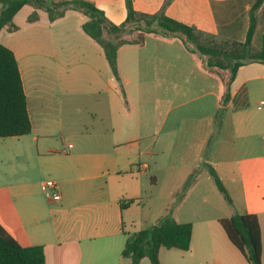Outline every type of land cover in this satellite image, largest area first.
<instances>
[{"label":"crops","instance_id":"obj_1","mask_svg":"<svg viewBox=\"0 0 264 264\" xmlns=\"http://www.w3.org/2000/svg\"><path fill=\"white\" fill-rule=\"evenodd\" d=\"M89 1L110 21L120 18L116 24L128 16L126 0ZM256 1L132 0V4L140 13L163 11L208 34L243 42ZM29 5L30 14L37 11L38 18L27 20V30L17 34L23 29L15 23L17 28L6 25L0 30V42L18 60L33 125L29 134L7 137L17 138L16 146L0 138V223L4 228L23 246L43 245L47 264H130L123 256L129 235L162 216L151 212L159 183L151 172L160 171L158 165L166 170L176 141L195 138L196 157L208 168L206 175L213 177V167L223 178L216 157L223 133L232 138L239 154L236 176L243 201L236 210L258 215L264 264V111L252 109L260 97L257 108L264 110V106L259 108L264 100V64L253 62L239 68L221 118L226 90L221 74L185 43L178 47L177 37L151 33L143 44L121 45L117 77L102 45L83 28L86 14L70 10L80 19L78 41L85 40L73 46L54 37L55 26L70 11L52 21L44 10L27 4L13 21ZM256 15L253 45L260 48L264 0ZM41 30L49 34L47 41L41 40ZM174 70L184 72L185 81H195L194 85L174 86ZM194 87H200L198 96L180 105L200 98L199 117L189 122L187 111L180 112L169 123L173 111L169 107L164 121L158 122V96H170L171 88L176 95H188ZM212 139H217L216 150L209 148ZM45 179L57 181L59 200L44 194L41 183ZM176 190L169 191L170 197ZM164 208L165 213L170 209ZM173 215L179 222L193 223L192 242L188 250L162 248V264H252L220 224L224 217L187 220L180 207ZM140 264L152 263L144 258Z\"/></svg>","mask_w":264,"mask_h":264},{"label":"trees","instance_id":"obj_2","mask_svg":"<svg viewBox=\"0 0 264 264\" xmlns=\"http://www.w3.org/2000/svg\"><path fill=\"white\" fill-rule=\"evenodd\" d=\"M128 16L121 24L108 19L105 12L89 0H64L48 3L47 0H0V30L6 25H12L16 14L27 4L35 8H44L53 21L65 15L68 8L81 10L89 19L83 24L85 32L97 41L105 50L107 59L114 74L119 77L118 49L127 43L143 44L147 34H160L166 37H177L183 40L190 51L205 57L206 64L216 70H230V80L224 83L226 90L222 96L223 117L225 106L231 98V84L239 68L243 65L261 62L264 64V36L260 48L253 45V36L257 26V10L263 0H257L250 10V27L245 41L222 39L218 43L212 38L217 37L168 17L163 11L157 14H146L136 11L132 0H126ZM38 18L37 11L30 16L31 20ZM144 20L145 25H139V33L133 41H114L104 39L103 33L120 36L129 30L131 25ZM131 26V27H130ZM211 37L202 40V35ZM193 44V47L189 44ZM32 120L28 109L27 95L24 89L22 75L14 51L0 42V138L23 136L32 131ZM218 187L226 198L233 202L229 192L223 185L218 172L210 167ZM220 224L226 231L231 242L244 254L252 264H263L262 228L256 213L248 211L237 212L220 219ZM193 223L179 222L168 211L156 223L129 235L123 250V256L130 264H140L148 258L152 264H162L160 252L162 248L181 250L190 249L192 242ZM0 264H47L43 245H21L0 223Z\"/></svg>","mask_w":264,"mask_h":264},{"label":"rangeland","instance_id":"obj_3","mask_svg":"<svg viewBox=\"0 0 264 264\" xmlns=\"http://www.w3.org/2000/svg\"><path fill=\"white\" fill-rule=\"evenodd\" d=\"M48 3H54V2H60L64 0H47ZM120 2V1H119ZM0 3V8H1ZM30 8L31 6H27L21 13L18 14V16L15 18V20L12 23H15L22 26V32H18L17 34H22L25 30L29 28L28 25V19H30ZM46 13L48 11L44 8H41ZM77 10L81 11L79 9L74 8H68L66 10ZM124 11V10H123ZM65 12V13H66ZM82 12V11H81ZM49 16V13H48ZM78 15L75 14V12L70 11L67 12L66 19L62 20L59 24H57L55 27L56 30H54L55 34L54 37L56 41L60 42H66L73 46H78V44H85V40L83 42L78 41V37L80 38L82 36V33L79 31H76V28L80 29V19L77 17ZM87 16V15H86ZM50 18V17H49ZM60 18V17H59ZM89 19V17H88ZM115 23L120 20L118 17H114ZM32 21V20H31ZM13 25V24H12ZM139 25H145L144 20H140L139 22L131 25L134 30H129L126 33L121 34L120 36H116L115 34H111L108 32L107 29L104 30L103 36L106 40H114V41H120V40H126V41H133L136 39L139 30ZM16 26V25H14ZM130 26V27H131ZM8 28H14L11 26V24L7 25ZM17 28V26H16ZM85 33V32H84ZM40 38L42 41H47L50 36L47 32L44 30L40 31ZM86 35V33L84 34ZM18 37V36H17ZM202 40H209L211 39L210 36L204 34L201 36ZM217 41L218 43H221L223 38L221 37H214L212 40ZM151 41V40H150ZM161 42L162 40H157ZM78 42V43H77ZM183 40L180 38L176 39V45L180 47L182 45ZM184 43V42H183ZM79 45V47H74V49H78L82 47ZM193 47V44H189ZM261 45V43H260ZM73 49V50H74ZM190 68L192 67V62H189ZM179 67V64H178ZM177 67V68H178ZM187 68L185 67V70ZM172 72V76L174 78L173 85H177L178 87L181 86H188V85H194L195 81H185V78L187 77L184 72L182 73L181 70V76L179 72ZM219 73L222 76V80L224 83L230 80L231 72L230 70L226 69H220ZM180 76V77H179ZM171 95L168 97H157V109H156V116L158 118V122L164 121L165 119V113L169 109V107H173V111L171 113L169 123L173 122V119H175L176 115H180V112H186L187 115L192 117H188L187 119L189 122H192L194 119L199 117L200 113H198L197 105L201 101L200 98L195 101H190L187 104H184L181 106V102H184L186 100H190L199 94V89L197 87L193 88L188 95H176L175 89L171 88ZM162 94V91H158V95ZM260 100V97H257V99L252 104V109L258 112H262L264 110H258L257 108V102ZM185 115V114H184ZM186 116V115H185ZM217 118L220 119L219 114L217 115ZM164 131V130H163ZM177 132V131H176ZM176 135V133H175ZM226 135L229 136V132L226 133ZM17 138H7L4 141L5 143H15L16 146ZM9 145V144H8ZM174 154L172 156V162L169 163L168 167H166V170L164 167H158L160 168V171H152L151 175L154 173L157 175L159 179V183L156 186L155 194L153 195L152 202L155 203V207L152 208L151 212H157L159 214H166L164 206L169 207L172 214L174 210L177 207H180L182 210V218H185L187 220L189 219H195L198 217H207V216H221V217H229L233 214L237 213L236 206H241V203L243 201V195H242V188H241V182L238 178L237 169H238V152H236V146L235 143L232 141L231 137H227L223 135L221 136V148L220 152H218V155H216L217 158L220 160V171L221 175H223V178H221L223 185L226 187L227 191L229 192V196L231 197L233 202H230L226 196L225 193L218 187L213 177L209 178L205 170L206 165L197 159V141L194 138L193 140L188 141H176L174 143ZM218 146L217 139H212L211 144L209 145L210 149H215ZM208 148V150H210ZM206 150V154H210V152ZM204 153V154H205ZM203 154V153H202ZM15 160V159H14ZM155 165V164H154ZM150 174L148 175L149 179H151ZM171 189H177L173 195L170 197L169 191ZM149 199H147L148 202ZM148 209V208H147ZM174 216V215H173Z\"/></svg>","mask_w":264,"mask_h":264},{"label":"built area","instance_id":"obj_4","mask_svg":"<svg viewBox=\"0 0 264 264\" xmlns=\"http://www.w3.org/2000/svg\"><path fill=\"white\" fill-rule=\"evenodd\" d=\"M264 106V100L259 103V108ZM41 188L44 194L53 200H59L61 198V193L59 191V185L54 179H45L41 183Z\"/></svg>","mask_w":264,"mask_h":264}]
</instances>
